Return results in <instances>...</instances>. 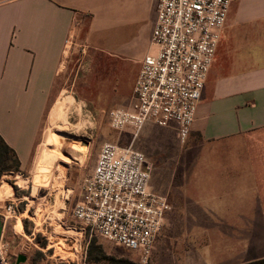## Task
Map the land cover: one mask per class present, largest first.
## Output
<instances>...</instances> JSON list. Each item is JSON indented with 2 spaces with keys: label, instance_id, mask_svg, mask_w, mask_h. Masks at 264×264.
Wrapping results in <instances>:
<instances>
[{
  "label": "crops",
  "instance_id": "crops-1",
  "mask_svg": "<svg viewBox=\"0 0 264 264\" xmlns=\"http://www.w3.org/2000/svg\"><path fill=\"white\" fill-rule=\"evenodd\" d=\"M157 4L0 0V136L20 171L58 101L130 108L142 60L156 52ZM143 129L178 140L174 124ZM180 147L150 158V189L171 206L154 251L187 240L192 264L264 260V0H232Z\"/></svg>",
  "mask_w": 264,
  "mask_h": 264
},
{
  "label": "built area",
  "instance_id": "built-area-1",
  "mask_svg": "<svg viewBox=\"0 0 264 264\" xmlns=\"http://www.w3.org/2000/svg\"><path fill=\"white\" fill-rule=\"evenodd\" d=\"M231 2L158 0L151 38L156 52L142 60L130 108L109 113L110 128L130 131L131 145H102L93 172L82 181L72 209V218L82 227L74 229L79 234L76 240L88 230L137 252L143 264L150 261L171 206L166 197L150 189L151 163L133 142L147 124L161 128L174 124L178 142L185 145ZM18 206L0 201L4 224L17 219ZM10 249L2 236L0 264H13L8 257ZM19 255L15 253L12 259Z\"/></svg>",
  "mask_w": 264,
  "mask_h": 264
},
{
  "label": "rangeland",
  "instance_id": "rangeland-1",
  "mask_svg": "<svg viewBox=\"0 0 264 264\" xmlns=\"http://www.w3.org/2000/svg\"><path fill=\"white\" fill-rule=\"evenodd\" d=\"M109 113L95 100L74 101L68 97L58 101L41 133L33 165L0 179V201L19 203L20 215L7 222L4 236L11 245L8 257L13 264V255L18 252L26 257L24 264H143L137 252L88 230L76 240L79 234L74 229L82 227L72 218V209L82 181L93 172L102 145H131L130 131L110 128ZM143 130L133 147L146 155L152 169V154L181 150L175 135L166 138ZM66 195L68 200L63 203ZM186 241L176 248L155 249L147 264H192L191 245Z\"/></svg>",
  "mask_w": 264,
  "mask_h": 264
},
{
  "label": "trees",
  "instance_id": "trees-1",
  "mask_svg": "<svg viewBox=\"0 0 264 264\" xmlns=\"http://www.w3.org/2000/svg\"><path fill=\"white\" fill-rule=\"evenodd\" d=\"M18 172H20V161L18 156L0 136V179L4 175L16 174ZM249 264H264V260Z\"/></svg>",
  "mask_w": 264,
  "mask_h": 264
},
{
  "label": "water",
  "instance_id": "water-1",
  "mask_svg": "<svg viewBox=\"0 0 264 264\" xmlns=\"http://www.w3.org/2000/svg\"><path fill=\"white\" fill-rule=\"evenodd\" d=\"M2 232H3V223H2V218L0 216V240L2 237ZM26 257L24 255H19L15 261V264H24L26 262Z\"/></svg>",
  "mask_w": 264,
  "mask_h": 264
},
{
  "label": "bare ground",
  "instance_id": "bare-ground-1",
  "mask_svg": "<svg viewBox=\"0 0 264 264\" xmlns=\"http://www.w3.org/2000/svg\"><path fill=\"white\" fill-rule=\"evenodd\" d=\"M68 108V107H67ZM79 117V116H78ZM65 120V119H64ZM59 148V147H58ZM53 151V150H52ZM4 189V188H3ZM3 195V193H1ZM19 223V221H17Z\"/></svg>",
  "mask_w": 264,
  "mask_h": 264
}]
</instances>
